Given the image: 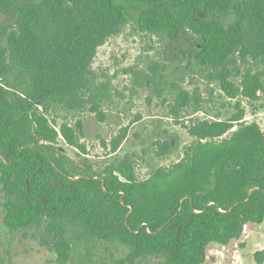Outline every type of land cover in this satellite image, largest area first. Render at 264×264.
<instances>
[{
	"label": "trees",
	"instance_id": "trees-1",
	"mask_svg": "<svg viewBox=\"0 0 264 264\" xmlns=\"http://www.w3.org/2000/svg\"><path fill=\"white\" fill-rule=\"evenodd\" d=\"M19 1L0 0V13ZM131 20L141 32L170 41L184 30L201 38L196 63L211 70L208 79L227 98L222 109L235 108L226 119H191L185 128L194 141L182 160L145 180L137 178L128 157L95 171L60 152L59 137L84 150L78 135L83 124L56 128L48 118L59 107L90 106L104 119L93 64L99 48ZM251 62L263 68L247 66ZM176 93L169 112L180 125L185 111H201L203 100L182 87ZM262 93L264 0L21 3L14 24L0 27L4 224L35 230L58 264L70 261L72 238L120 243L129 263L204 264L213 244L228 247L246 227L264 222V131L246 123L240 102L232 105L240 98L258 101ZM127 135L125 128L111 140L113 153ZM155 144L158 156L172 149L168 141ZM257 256L262 263L263 254Z\"/></svg>",
	"mask_w": 264,
	"mask_h": 264
},
{
	"label": "rangeland",
	"instance_id": "rangeland-1",
	"mask_svg": "<svg viewBox=\"0 0 264 264\" xmlns=\"http://www.w3.org/2000/svg\"><path fill=\"white\" fill-rule=\"evenodd\" d=\"M28 1L40 0H20L9 12L0 13V27L14 24L18 6ZM201 41L187 30L178 40L170 41L141 32L135 20L129 21L119 35L99 48L93 64L96 90L103 97L100 109L104 119L101 121L90 112V106L82 111L59 107L49 112L48 118L52 124L53 120L57 122L56 128L63 122L73 127L77 121L83 124L78 135L84 150L69 146L59 137L56 143L59 151L95 171L128 157L139 180L182 160L184 149L194 141L185 128L191 119H226L235 113V108L222 109L227 98L219 84L208 79L211 70L196 63ZM247 66L263 68L252 62ZM235 75L233 80H239L238 74ZM176 87L197 92L203 100L201 111L194 115L185 111L180 125L169 112ZM237 102L245 110L246 123L256 122L264 131V94L258 101L240 98L233 100L232 105ZM125 128H128L127 138L113 153L111 140ZM158 141H168L171 151L158 156L155 144ZM3 203L4 192L0 188V264H58L57 254L42 243L35 230L13 231L4 224ZM72 243L75 246L67 264H156L152 260L125 262L128 249L120 243L76 238H72ZM260 253L262 263L257 256ZM204 264H264V222L246 227L243 238L228 247L213 244Z\"/></svg>",
	"mask_w": 264,
	"mask_h": 264
},
{
	"label": "water",
	"instance_id": "water-1",
	"mask_svg": "<svg viewBox=\"0 0 264 264\" xmlns=\"http://www.w3.org/2000/svg\"><path fill=\"white\" fill-rule=\"evenodd\" d=\"M38 139H39L40 141H42V138H41V137H38ZM55 183H56L58 186H60V187L62 186V184H61L60 182H57V181H56ZM44 201H45V200H44Z\"/></svg>",
	"mask_w": 264,
	"mask_h": 264
}]
</instances>
